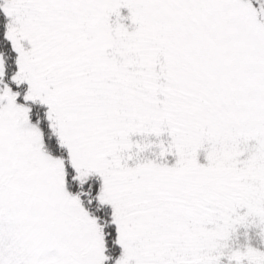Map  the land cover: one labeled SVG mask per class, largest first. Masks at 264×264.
<instances>
[{"label":"snow or ice","instance_id":"1","mask_svg":"<svg viewBox=\"0 0 264 264\" xmlns=\"http://www.w3.org/2000/svg\"><path fill=\"white\" fill-rule=\"evenodd\" d=\"M0 264H264V0H0Z\"/></svg>","mask_w":264,"mask_h":264}]
</instances>
